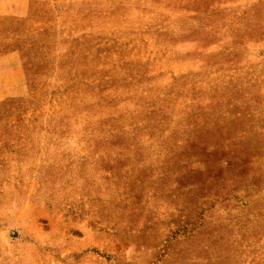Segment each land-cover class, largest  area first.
Wrapping results in <instances>:
<instances>
[{
  "label": "rangeland",
  "instance_id": "1",
  "mask_svg": "<svg viewBox=\"0 0 264 264\" xmlns=\"http://www.w3.org/2000/svg\"><path fill=\"white\" fill-rule=\"evenodd\" d=\"M33 4L0 264H264V0Z\"/></svg>",
  "mask_w": 264,
  "mask_h": 264
},
{
  "label": "crops",
  "instance_id": "2",
  "mask_svg": "<svg viewBox=\"0 0 264 264\" xmlns=\"http://www.w3.org/2000/svg\"><path fill=\"white\" fill-rule=\"evenodd\" d=\"M33 3L34 0H0V36L5 24L13 20H24L31 12ZM25 78L19 52L16 49H10L2 53L0 55V101L24 95L27 87Z\"/></svg>",
  "mask_w": 264,
  "mask_h": 264
}]
</instances>
